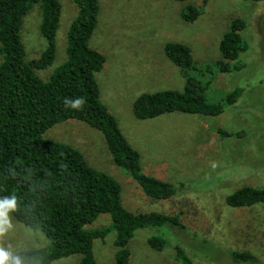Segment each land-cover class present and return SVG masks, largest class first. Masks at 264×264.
I'll return each mask as SVG.
<instances>
[{
    "label": "rangeland",
    "instance_id": "obj_1",
    "mask_svg": "<svg viewBox=\"0 0 264 264\" xmlns=\"http://www.w3.org/2000/svg\"><path fill=\"white\" fill-rule=\"evenodd\" d=\"M57 1L61 11L55 59L37 72L44 81L66 60L67 32L77 15L71 0ZM187 4L200 10L193 22L181 18ZM98 5L89 46L105 58L95 75L100 100L126 142L139 153L142 173L173 184L175 194L163 201L147 198L128 172L113 162L102 133L80 120L58 123L44 138L76 149L91 168L112 177L127 211L178 217L180 227L136 230L127 246L126 264H181L175 258L176 247L193 264H264V206L231 208L225 203L242 187L264 189V0H98ZM235 19L245 22L241 36L246 50L237 60L239 69L220 73L215 66L221 58L219 43ZM40 20L39 5L23 18L20 37L26 61L37 59L45 48ZM169 42L190 49L195 66L188 70L190 76L202 83L211 80L204 96L207 103L222 104L218 116L179 112L148 120L133 116V102L141 94L183 89L181 69L164 54ZM237 89L242 90L240 97L226 104V96ZM8 220L12 227L0 237V246L11 254L50 245L41 231L18 223L10 211ZM110 224L104 214L88 229ZM156 236L166 242L162 251L147 244ZM114 239L111 231L93 241L97 264H118ZM232 253L250 255L252 260L235 261ZM79 261L80 256L73 255L51 264Z\"/></svg>",
    "mask_w": 264,
    "mask_h": 264
},
{
    "label": "trees",
    "instance_id": "obj_2",
    "mask_svg": "<svg viewBox=\"0 0 264 264\" xmlns=\"http://www.w3.org/2000/svg\"><path fill=\"white\" fill-rule=\"evenodd\" d=\"M71 1L77 15L67 32L66 60L44 81L37 72L50 67L55 59L59 2L0 0V201L15 196L17 206L9 210L12 217L31 230L41 231L50 241L47 247L11 255L19 257L21 264H51L73 255L80 256L79 264H97L93 241L114 231L116 262L126 264L127 246L136 230L180 227L178 217L127 211L121 205L120 187L112 177L91 168L76 149L44 138V133L58 123L80 120L102 133L113 162L128 172L147 198L170 199L175 187L142 173L139 153L126 142L116 119L100 100L95 75L103 68L105 58L89 46L98 0ZM34 5H39V34L45 48L37 59L26 61L20 30L23 18ZM199 15L200 10L192 4L181 11L185 22H193ZM244 29L243 20L231 21L219 43L221 58L215 65L218 72L239 69L237 60L246 50L241 36ZM164 54L181 69L183 89L141 94L133 102V116L138 120L174 112L218 116L223 111L222 104L207 103L204 96L211 80L202 83L188 74L189 69H195L190 49L182 43L169 42ZM235 62L238 63L233 66ZM241 93L237 89L228 94L226 104L236 102ZM77 100L82 103L74 107ZM225 203L231 208L264 206V189L242 187L227 196ZM104 214L110 217L109 227L88 229ZM147 244L155 251L166 246L165 240L157 236L149 238ZM174 253L181 264H193L182 248L176 247ZM231 257L235 261L252 260L247 254L232 253Z\"/></svg>",
    "mask_w": 264,
    "mask_h": 264
},
{
    "label": "clouds",
    "instance_id": "obj_3",
    "mask_svg": "<svg viewBox=\"0 0 264 264\" xmlns=\"http://www.w3.org/2000/svg\"><path fill=\"white\" fill-rule=\"evenodd\" d=\"M82 101L77 100L73 104L74 107L79 106ZM17 206L16 197L0 201V237L4 236L9 228L12 227L8 220L9 210H15ZM0 264H21L19 257H13L10 252L0 246Z\"/></svg>",
    "mask_w": 264,
    "mask_h": 264
}]
</instances>
